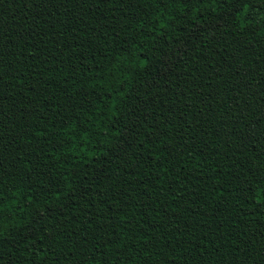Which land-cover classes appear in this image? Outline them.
<instances>
[{"label": "trees", "instance_id": "obj_1", "mask_svg": "<svg viewBox=\"0 0 264 264\" xmlns=\"http://www.w3.org/2000/svg\"><path fill=\"white\" fill-rule=\"evenodd\" d=\"M0 264H264V0H0Z\"/></svg>", "mask_w": 264, "mask_h": 264}, {"label": "snow or ice", "instance_id": "obj_2", "mask_svg": "<svg viewBox=\"0 0 264 264\" xmlns=\"http://www.w3.org/2000/svg\"><path fill=\"white\" fill-rule=\"evenodd\" d=\"M234 2H236V3H239V2H240V0H234Z\"/></svg>", "mask_w": 264, "mask_h": 264}]
</instances>
